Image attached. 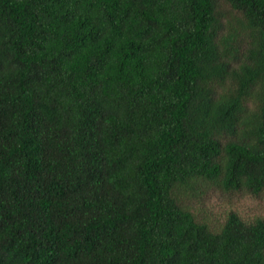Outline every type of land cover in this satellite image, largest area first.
Returning a JSON list of instances; mask_svg holds the SVG:
<instances>
[{"label":"trees","instance_id":"16d2710c","mask_svg":"<svg viewBox=\"0 0 264 264\" xmlns=\"http://www.w3.org/2000/svg\"><path fill=\"white\" fill-rule=\"evenodd\" d=\"M199 182L264 194V0H0V264H264Z\"/></svg>","mask_w":264,"mask_h":264},{"label":"rangeland","instance_id":"374dc122","mask_svg":"<svg viewBox=\"0 0 264 264\" xmlns=\"http://www.w3.org/2000/svg\"><path fill=\"white\" fill-rule=\"evenodd\" d=\"M197 217L218 229L231 211H237L245 219L264 218V194L253 197L242 192L223 191L199 182L188 196Z\"/></svg>","mask_w":264,"mask_h":264}]
</instances>
